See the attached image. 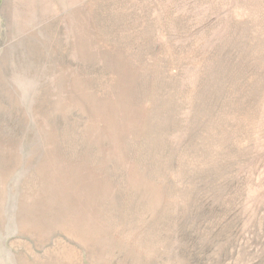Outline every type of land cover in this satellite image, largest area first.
Wrapping results in <instances>:
<instances>
[{
    "label": "rangeland",
    "instance_id": "374dc122",
    "mask_svg": "<svg viewBox=\"0 0 264 264\" xmlns=\"http://www.w3.org/2000/svg\"><path fill=\"white\" fill-rule=\"evenodd\" d=\"M0 264H264V0H0Z\"/></svg>",
    "mask_w": 264,
    "mask_h": 264
}]
</instances>
